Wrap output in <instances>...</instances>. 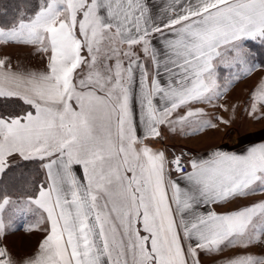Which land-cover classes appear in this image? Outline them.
<instances>
[{
  "label": "snow or ice",
  "instance_id": "snow-or-ice-1",
  "mask_svg": "<svg viewBox=\"0 0 264 264\" xmlns=\"http://www.w3.org/2000/svg\"><path fill=\"white\" fill-rule=\"evenodd\" d=\"M169 9L157 23L148 0H18L11 18L0 6V43L47 54L41 73L0 61V101L29 106L0 109V234L5 213L40 209L49 225L21 264H199L198 249L264 244V202L198 210L264 192V143L186 162L146 143L160 126L202 115L193 102L220 98L221 66L244 75L256 67L247 41L264 46V0H172ZM251 101L253 114L264 113V82ZM33 160L46 170L38 194L21 164ZM0 264L17 262L0 248ZM228 264L264 258L245 253Z\"/></svg>",
  "mask_w": 264,
  "mask_h": 264
},
{
  "label": "crops",
  "instance_id": "crops-1",
  "mask_svg": "<svg viewBox=\"0 0 264 264\" xmlns=\"http://www.w3.org/2000/svg\"><path fill=\"white\" fill-rule=\"evenodd\" d=\"M151 14L157 23L171 14L169 5L172 0H148ZM184 2V0H181ZM157 39L160 38L156 34ZM258 41H247L251 44ZM155 43V41H154ZM159 47V45H157ZM0 61L4 63V69L17 74L41 73L47 71V54L39 51L38 45L7 42L0 43ZM255 64L251 62L250 65ZM256 67L247 75L241 69L233 67L228 69L221 66L218 69V81L221 84L220 98H213L209 103L193 102L190 106L193 111L202 113L199 117L190 118L183 125L176 124L160 126L161 137L152 138L146 143L154 151H163L165 156L171 160V156L178 151L187 149L193 152L192 159H208L215 151L231 154H244L249 147L264 143V113L257 111L252 113L251 94L264 82V67L255 64ZM240 72V78L234 79L236 73ZM227 85L225 88L224 85ZM22 103V101H20ZM23 105V104H22ZM24 108L29 106L23 105ZM187 109L181 108L176 111L175 116L185 115ZM202 126L197 129L196 125ZM215 125L214 127L207 126ZM174 129V130H173ZM142 135V129L138 131ZM190 159V160H192ZM39 163L40 180L37 182L36 190L30 191L38 194L39 184L46 180V170ZM29 161H21V164ZM189 168V166H188ZM190 170V168H189ZM74 173L83 179V169L79 165L73 166ZM172 179L176 180L180 175L170 170ZM183 186V181H179ZM264 202V192L248 197L233 198L228 201L202 205L199 211L207 213L214 211L217 214H227L237 211L252 203ZM47 214L38 209L36 213H30L23 217L5 213V231L0 234V248H3L17 262L32 256L46 232L48 222ZM142 234V225H137ZM199 264H228V262L239 255L251 254L257 258H264V244L253 242L247 249L242 247L222 246L221 251L197 250Z\"/></svg>",
  "mask_w": 264,
  "mask_h": 264
},
{
  "label": "trees",
  "instance_id": "trees-1",
  "mask_svg": "<svg viewBox=\"0 0 264 264\" xmlns=\"http://www.w3.org/2000/svg\"><path fill=\"white\" fill-rule=\"evenodd\" d=\"M36 1L37 0H32V3H37ZM17 2L18 0H3V4L0 5V6L7 8L8 13H9L8 18H11V16L14 14L15 6ZM248 48L251 51V56H250L251 62L264 67V46H262L259 42H254V43L249 44ZM16 101L18 102V100ZM16 101L14 102L9 101L6 103L0 101V103L4 104L0 106V109L4 111H16L17 110L15 109V104L17 103ZM23 165H25V168L23 169L25 171V174L28 175L30 180L32 181V183L28 187V191L30 192V191L36 190L37 182L40 180L39 163H37L36 161H29V162L23 163ZM18 176H19V170L16 171L15 173H9V178L5 180V184L9 186L13 185L14 184L13 177H18Z\"/></svg>",
  "mask_w": 264,
  "mask_h": 264
},
{
  "label": "built area",
  "instance_id": "built-area-1",
  "mask_svg": "<svg viewBox=\"0 0 264 264\" xmlns=\"http://www.w3.org/2000/svg\"><path fill=\"white\" fill-rule=\"evenodd\" d=\"M194 156L193 152L187 149H183L181 151L175 152L172 156L171 159H173L174 157H181L182 162H186L189 161L190 159H192ZM171 170V169H170ZM185 170L188 171V165L187 163H185ZM172 171V170H171ZM174 174L180 175L179 173H176L175 171H172Z\"/></svg>",
  "mask_w": 264,
  "mask_h": 264
},
{
  "label": "rangeland",
  "instance_id": "rangeland-1",
  "mask_svg": "<svg viewBox=\"0 0 264 264\" xmlns=\"http://www.w3.org/2000/svg\"><path fill=\"white\" fill-rule=\"evenodd\" d=\"M36 2H38V0L36 1ZM86 54V53H85ZM17 102V101H16ZM1 105H4V104H2V103H0V106ZM17 105H21V103L19 102V100H18V102L15 104V109H17L18 111L21 109L20 107H17ZM22 106V105H21ZM16 110V111H17ZM261 258V257H260Z\"/></svg>",
  "mask_w": 264,
  "mask_h": 264
}]
</instances>
